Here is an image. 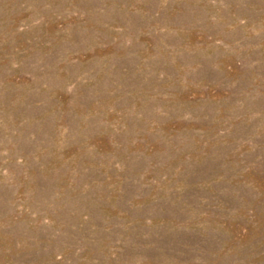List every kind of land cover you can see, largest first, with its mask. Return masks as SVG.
I'll return each mask as SVG.
<instances>
[{
	"label": "rangeland",
	"instance_id": "374dc122",
	"mask_svg": "<svg viewBox=\"0 0 264 264\" xmlns=\"http://www.w3.org/2000/svg\"><path fill=\"white\" fill-rule=\"evenodd\" d=\"M0 264H264V0H0Z\"/></svg>",
	"mask_w": 264,
	"mask_h": 264
}]
</instances>
